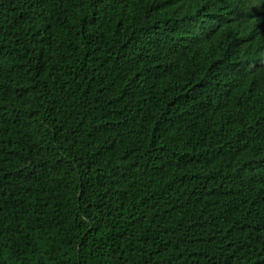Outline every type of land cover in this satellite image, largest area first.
Returning <instances> with one entry per match:
<instances>
[{
  "label": "trees",
  "instance_id": "trees-1",
  "mask_svg": "<svg viewBox=\"0 0 264 264\" xmlns=\"http://www.w3.org/2000/svg\"><path fill=\"white\" fill-rule=\"evenodd\" d=\"M0 264H264V0H0Z\"/></svg>",
  "mask_w": 264,
  "mask_h": 264
}]
</instances>
